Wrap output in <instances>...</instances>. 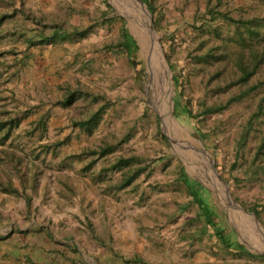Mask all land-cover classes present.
<instances>
[{
  "label": "rangeland",
  "instance_id": "374dc122",
  "mask_svg": "<svg viewBox=\"0 0 264 264\" xmlns=\"http://www.w3.org/2000/svg\"><path fill=\"white\" fill-rule=\"evenodd\" d=\"M155 4L168 61L159 46L161 77L137 42L132 57L116 45L124 30L137 39L128 17L132 8L128 13L114 0H0V10L11 9L20 23L19 32L49 35L57 28L90 27L84 37L30 47L26 58L24 38L15 39L13 57L0 60V119H21L6 143L0 141V237L34 222L48 234L50 264H126L138 258L150 264H264L214 252V238L181 179L184 171L192 181L210 185L218 195L201 194L226 233L251 252L264 249V231L228 201L226 186L212 169L213 162L241 205L264 203V173L245 171L264 136V116L255 121L243 157L237 154L264 88L216 116L194 119L176 108L190 99L196 115L199 101L224 103L238 91L232 64L205 63L196 56L210 48L221 52L225 40L236 38V27L221 12L235 19L264 17V0ZM171 64L183 76L178 86ZM70 90L73 103L58 105ZM102 105L105 111L91 133L73 126ZM41 118L47 130L33 132ZM57 141L63 144L47 147ZM104 144L114 151L88 168L93 157L83 150ZM133 155L145 158L153 170L123 190L113 189L121 171L105 168ZM8 185L18 190L10 192Z\"/></svg>",
  "mask_w": 264,
  "mask_h": 264
},
{
  "label": "trees",
  "instance_id": "16d2710c",
  "mask_svg": "<svg viewBox=\"0 0 264 264\" xmlns=\"http://www.w3.org/2000/svg\"><path fill=\"white\" fill-rule=\"evenodd\" d=\"M146 8L153 15L154 24L157 31H161V25L159 23L158 8L155 4V0H141ZM208 14L213 15V19L216 18L215 12L209 9ZM109 13H105L108 15ZM231 25L236 27V38H229L225 40L222 46L221 52H217L218 49L210 48L205 53L197 55L196 58L205 63L213 61H223L225 66L232 64L231 75L234 77L232 82L239 86L238 91L234 93L227 102L207 104L205 100L199 101L198 105L200 112L194 114L191 106L192 101L190 99L185 100V105L177 103L176 108H181L189 118L198 119V116H216L221 114L225 109L235 103L242 102L246 98L250 97L253 93L264 88V17L255 16L253 18H238L235 19L227 14L220 13ZM112 20V19H109ZM217 34L218 28L214 30ZM90 32V27L85 29L72 28L69 30L56 29L53 33L47 35L38 33L36 37L28 39L27 43L29 47L36 46L38 44H57L59 41H67L74 36L84 37ZM118 47H123L130 57L137 50L138 46L136 41L131 35L124 30L122 39L116 44ZM171 68L177 71L173 77V81L176 86L181 84L183 76L175 64H171ZM221 73V72H219ZM180 80V81H179ZM180 82V83H179ZM74 91L70 90L67 92L66 97L58 102V105L62 107L70 106L74 101ZM105 111V106L102 105L94 113L90 114L86 119H79L73 121V126L79 127L91 133L94 128L98 127L102 114ZM264 116V96L258 102L256 109L251 114L248 123L242 132L240 140L238 142V157H243L244 148L251 136V131L254 127L256 120H259ZM21 119L9 118L0 119V132L4 131V134L0 137V141L6 143L11 133L15 128L19 126ZM42 128L47 130L46 122L41 118L35 125L33 132ZM204 136L208 134L203 133ZM126 138L122 141L124 142ZM63 144L62 141L54 142L53 144H47L48 148L60 147ZM115 146L112 144H104L96 149L87 148L83 150L82 155H90L93 157L88 164V168L92 167L99 159L107 156L114 151ZM145 163V164H144ZM107 170H119L121 171L120 181L113 185L112 188L116 190H123L129 187L141 174L145 173L148 169L152 171L153 168L146 163L145 158L137 155L133 156H120L111 166L105 168ZM247 173L252 172L253 175H259L261 172L264 173V136L261 138L260 143L256 147V152L250 161L249 166L245 170ZM181 179L188 187L189 193L192 196L193 202L197 204L199 208V215L203 218L205 228L209 232L208 234L214 238L213 250L215 253L225 251L236 257H244L249 261L256 263H264V254H254L249 251L244 245L238 243L230 235L226 233V230L217 222L216 212L209 206L205 198L201 194L202 191L209 193L208 190L203 188L199 183L192 181L189 176L183 171L181 173ZM1 184V182H0ZM11 192L15 189L13 186L8 185L7 188ZM239 201V199H236ZM242 205L250 212H253L259 221L264 226V203H244ZM253 217V216H252ZM254 219V217H253ZM254 224V223H252ZM150 264L141 259L128 260L126 264Z\"/></svg>",
  "mask_w": 264,
  "mask_h": 264
},
{
  "label": "crops",
  "instance_id": "0c3cea01",
  "mask_svg": "<svg viewBox=\"0 0 264 264\" xmlns=\"http://www.w3.org/2000/svg\"><path fill=\"white\" fill-rule=\"evenodd\" d=\"M14 8H16V5H14ZM14 17L15 15L13 16L11 9L5 14L0 10V60H3L4 57L10 60L13 57L11 50L14 45L10 42L15 39L18 40L21 37L24 38V43L26 44V50L21 53L26 58L29 55L27 49L30 48L27 40L37 35L17 31L19 30L20 23H17ZM14 24H16V27ZM6 70H8L7 66L2 73L4 77L9 74ZM14 189L12 192L18 190ZM12 225L13 223L9 224L10 227ZM47 236L48 234L45 233V230L37 227L34 222H29L20 229H17L10 236L6 238L0 237V264H50L51 260L49 258L51 257L48 255L50 250L46 248L49 241Z\"/></svg>",
  "mask_w": 264,
  "mask_h": 264
},
{
  "label": "bare ground",
  "instance_id": "6f19581e",
  "mask_svg": "<svg viewBox=\"0 0 264 264\" xmlns=\"http://www.w3.org/2000/svg\"><path fill=\"white\" fill-rule=\"evenodd\" d=\"M114 1H116L118 3V5H120L123 8V10L128 12V13H129V9L132 8L133 14L132 15L130 13L128 14V17L130 18V21H131V23H130L131 29H132L133 33L135 34V36L137 37V39L139 40V44H140L141 48L143 49V51L145 50L146 52L149 53L148 56L150 59V64L153 66V69L156 67L157 68V74L160 77L163 76L162 69H161L160 48H159L156 36L153 35L151 30H150L149 23H148V17L144 13V11H143L144 9L137 5V3L135 2L137 0H135V1L134 0H114ZM132 11H130V12H132ZM134 13H135V15H134ZM142 17L145 18L146 21L143 19L145 22L141 19ZM221 184L224 185L223 183H221ZM225 195L227 197L226 191H225ZM227 199H228V197H227ZM228 201L230 203H232L233 205H235L230 200H228ZM236 208L238 210H240L238 207H236ZM245 215H246L249 223H255L254 219L251 215H248L246 213H245ZM251 220L253 222H251Z\"/></svg>",
  "mask_w": 264,
  "mask_h": 264
},
{
  "label": "water",
  "instance_id": "95a60500",
  "mask_svg": "<svg viewBox=\"0 0 264 264\" xmlns=\"http://www.w3.org/2000/svg\"><path fill=\"white\" fill-rule=\"evenodd\" d=\"M139 3H140V5L142 6V8L144 9L143 11H144V13L147 15V17H148V23H149V27H150V30H151V32H152V34L153 35H155L156 36V38H157V41H158V44H159V46L161 47V49H162V52H163V55H164V57H165V59H166V56H165V54H164V49H163V47H162V44H161V41H160V35H159V33H158V31H157V29H156V27H155V24H154V19H153V15L150 13V11L146 8V6H145V4L141 1V0H137ZM119 14V13H118ZM121 16H123V15H121ZM125 17V16H124ZM126 19H127V17H125ZM135 40H136V42H137V44L140 46V44H139V41L135 38ZM141 48V47H140ZM166 61H167V59H166ZM167 63H168V61H167ZM171 82H172V79L170 80V84H171ZM159 113V112H158ZM160 117H161V119H162V116L160 115ZM164 132H165V130H164ZM166 133V132H165ZM166 136H167V138H168V140L172 143V144H174L173 143V140L167 135V133H166ZM212 169H213V172H214V174L216 175V177L218 178V180L221 182V183H223L225 186H226V194H227V197H228V200H230L231 202H233L239 209H241L242 211H244L246 214H248V215H251V216H253L254 217V219L256 220V222H257V224H258V226H259V228L262 230V231H264V227H263V225L261 224V222L259 221V219L257 218V216L253 213V212H250V211H248L243 205H241L234 197H233V195L229 192V186H228V184L219 176V173H218V171L216 170V168H215V166H214V164H213V162H212ZM201 186H203L205 189H207L209 192H212V193H214V194H217L218 195V193L210 186V185H207L206 183H204L202 180H200V179H195ZM247 248V247H246ZM252 253H254V254H264V249L262 248V250L261 251H257V252H252Z\"/></svg>",
  "mask_w": 264,
  "mask_h": 264
}]
</instances>
